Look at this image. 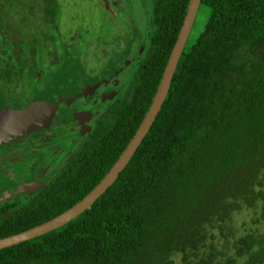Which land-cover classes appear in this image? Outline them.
<instances>
[{
	"label": "trees",
	"instance_id": "obj_1",
	"mask_svg": "<svg viewBox=\"0 0 264 264\" xmlns=\"http://www.w3.org/2000/svg\"><path fill=\"white\" fill-rule=\"evenodd\" d=\"M189 1L144 0L150 36L130 97L68 171L0 208L13 213L0 240L62 215L107 174L152 102ZM199 9L205 20L196 14L165 101L117 179L73 220L0 250V264H264V0ZM61 16L60 0H0L2 99L53 88L45 54L57 77L77 63L81 38L61 31Z\"/></svg>",
	"mask_w": 264,
	"mask_h": 264
},
{
	"label": "flooded vegetation",
	"instance_id": "obj_2",
	"mask_svg": "<svg viewBox=\"0 0 264 264\" xmlns=\"http://www.w3.org/2000/svg\"><path fill=\"white\" fill-rule=\"evenodd\" d=\"M103 2L109 3L107 0ZM113 2L119 4L117 10L114 5L116 18L125 17L124 8L121 7L122 11L120 8L121 0ZM109 10L107 17L110 16ZM76 32L68 33L70 39L75 40ZM136 32L139 38L135 36L128 47L116 49L111 42L105 43L111 52L104 59L87 57V50L93 45L82 51L77 63L67 65L73 73L67 76L63 89L57 86L58 89H50L52 93L46 90L44 93L47 94L43 96L48 95V98L42 99L47 105L37 110L35 106L29 108L26 105L29 95H19L12 103L0 95V105H3L0 108L2 210L11 201L18 203L17 207L21 206L19 204L49 187L64 169L68 171L69 164L81 157L79 150L88 145L93 130L102 121L108 125L115 110L130 97L133 74L143 59L150 36V33ZM97 49L100 47H96V53ZM90 56L94 57V54ZM67 70L62 67L59 75L66 76L70 72ZM52 97L54 109L49 108ZM2 101L8 104L4 105ZM11 214V210L0 212V222L7 221Z\"/></svg>",
	"mask_w": 264,
	"mask_h": 264
},
{
	"label": "rangeland",
	"instance_id": "obj_3",
	"mask_svg": "<svg viewBox=\"0 0 264 264\" xmlns=\"http://www.w3.org/2000/svg\"><path fill=\"white\" fill-rule=\"evenodd\" d=\"M109 3L103 2V0H60L61 2V9H62V16L60 17L59 27L61 31L64 32H73L78 31L75 33L74 38L77 39L78 37L81 38L80 40V47L79 49L83 52L91 45V49L87 50V57L90 59L93 58H100L104 59L106 54H110L109 47L105 43L111 42L113 45L116 46V49L128 47L130 42L133 43L134 37L136 36L139 38V33L136 31H143L146 16V9L143 8L144 0H121L120 8L123 7L125 10V17H117V10L119 8V4H115L113 0H107ZM112 2V3H111ZM108 5L107 6H105ZM114 5L116 8L114 10ZM107 7V8H106ZM110 9L108 12L110 13L109 17H107V10ZM122 11V8H121ZM201 10L199 9L196 16V24L202 25L203 21L205 20L201 14ZM138 24V26H136ZM139 27V28H138ZM82 35V37L80 36ZM98 39L97 41H95ZM106 40V41H105ZM88 41V45H87ZM94 41V42H93ZM92 43V44H91ZM131 43V44H132ZM96 47H100L97 49ZM52 48H56V52H60L61 47L57 45H53ZM94 54V57H91V54ZM122 53V52H120ZM60 54V53H59ZM117 55V54H116ZM42 58L41 63L39 64L42 66V70H48V72L52 75V78L55 80V84L53 85L54 89H58L57 86H60L63 89V85L67 82V76H54L55 75V68L52 66L48 67L51 63L50 58L47 57L45 54ZM91 61V60H90ZM56 68L58 67L56 64ZM39 66V67H40ZM48 67V68H47ZM60 71V70H59ZM45 75V74H44ZM33 87H36L33 85ZM44 86H40V90L36 91L27 87L26 85L23 86L22 92L26 96L29 95V102L26 104L29 108H34L37 110L40 106L47 105V101L45 100L48 98L47 96H43ZM33 92H32V91ZM49 93L50 86L46 89ZM3 91V90H2ZM19 91V90H18ZM41 91V92H40ZM7 95L5 98L7 99ZM40 98V99H39ZM45 98V99H42ZM39 99V100H37ZM53 97L50 101L49 108L54 109L55 102L53 101ZM13 101H10L12 103ZM8 103L6 102L5 105ZM25 114V112L23 113ZM24 116V115H23Z\"/></svg>",
	"mask_w": 264,
	"mask_h": 264
},
{
	"label": "water",
	"instance_id": "obj_4",
	"mask_svg": "<svg viewBox=\"0 0 264 264\" xmlns=\"http://www.w3.org/2000/svg\"><path fill=\"white\" fill-rule=\"evenodd\" d=\"M200 2L201 0L189 1V5L187 7L186 15L184 17L182 26L179 30L177 39L168 57L167 63L165 65L162 77L158 84L155 95L152 99V102L142 122L136 130L133 138L130 140L129 144L126 146L124 151L121 153V155L110 168V170L107 172V174L103 177V179L80 202L75 204L72 208H70L62 215L48 222H45L37 227L1 239L0 250L26 242L30 239L38 238L47 232H50L63 226L64 224L79 216L82 212L86 211L113 184V182L117 179L119 174L127 165L132 155L136 152L137 148L146 136L148 130L151 128L153 122L155 121L165 101V97L168 93L176 65L183 51L185 43L188 39Z\"/></svg>",
	"mask_w": 264,
	"mask_h": 264
}]
</instances>
